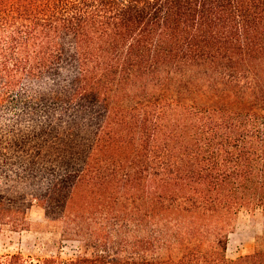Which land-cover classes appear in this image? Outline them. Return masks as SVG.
<instances>
[{
  "label": "trees",
  "instance_id": "obj_1",
  "mask_svg": "<svg viewBox=\"0 0 264 264\" xmlns=\"http://www.w3.org/2000/svg\"><path fill=\"white\" fill-rule=\"evenodd\" d=\"M34 202L76 254L0 264H264V0H0V222Z\"/></svg>",
  "mask_w": 264,
  "mask_h": 264
},
{
  "label": "rangeland",
  "instance_id": "obj_2",
  "mask_svg": "<svg viewBox=\"0 0 264 264\" xmlns=\"http://www.w3.org/2000/svg\"><path fill=\"white\" fill-rule=\"evenodd\" d=\"M20 217L21 221L15 225L0 222V256L20 253L25 257L71 258L76 254L77 241L61 242L60 228L48 223L44 210L35 202L28 214ZM262 229L263 217L260 210L254 215L246 211L240 212L229 235L227 256L233 259L252 253Z\"/></svg>",
  "mask_w": 264,
  "mask_h": 264
}]
</instances>
